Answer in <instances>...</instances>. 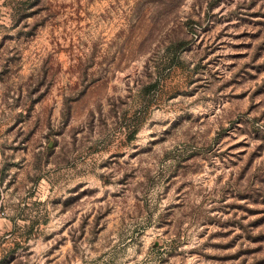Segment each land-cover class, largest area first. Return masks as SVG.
<instances>
[{
    "label": "rangeland",
    "instance_id": "374dc122",
    "mask_svg": "<svg viewBox=\"0 0 264 264\" xmlns=\"http://www.w3.org/2000/svg\"><path fill=\"white\" fill-rule=\"evenodd\" d=\"M0 264H264V0H0Z\"/></svg>",
    "mask_w": 264,
    "mask_h": 264
}]
</instances>
